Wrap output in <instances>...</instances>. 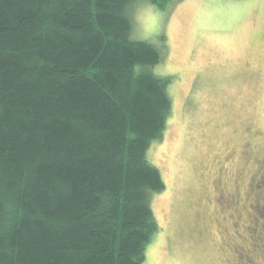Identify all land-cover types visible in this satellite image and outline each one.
Listing matches in <instances>:
<instances>
[{"label":"trees","instance_id":"trees-1","mask_svg":"<svg viewBox=\"0 0 264 264\" xmlns=\"http://www.w3.org/2000/svg\"><path fill=\"white\" fill-rule=\"evenodd\" d=\"M137 1L0 0V264H144L173 76Z\"/></svg>","mask_w":264,"mask_h":264},{"label":"rangeland","instance_id":"rangeland-1","mask_svg":"<svg viewBox=\"0 0 264 264\" xmlns=\"http://www.w3.org/2000/svg\"><path fill=\"white\" fill-rule=\"evenodd\" d=\"M130 16L133 39L163 46L154 72L173 76L146 151L166 186L144 264L264 263V0H139Z\"/></svg>","mask_w":264,"mask_h":264},{"label":"flooded vegetation","instance_id":"flooded-vegetation-1","mask_svg":"<svg viewBox=\"0 0 264 264\" xmlns=\"http://www.w3.org/2000/svg\"><path fill=\"white\" fill-rule=\"evenodd\" d=\"M246 254V253H245ZM247 256H249L248 254H246ZM243 256V255H242ZM242 256H239V260L242 262V263H244V264H250L249 262H247L245 259H244V257H242ZM246 258V257H245ZM249 260V259H248ZM255 264H257V262L255 263ZM258 264H264V263H262V260H260L259 259V263Z\"/></svg>","mask_w":264,"mask_h":264}]
</instances>
